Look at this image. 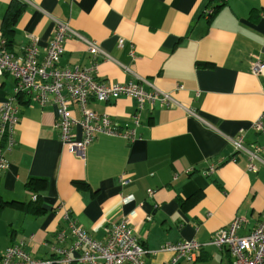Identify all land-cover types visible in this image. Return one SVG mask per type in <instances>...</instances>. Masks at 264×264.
<instances>
[{
  "label": "crops",
  "instance_id": "0c3cea01",
  "mask_svg": "<svg viewBox=\"0 0 264 264\" xmlns=\"http://www.w3.org/2000/svg\"><path fill=\"white\" fill-rule=\"evenodd\" d=\"M10 1L0 0V25ZM20 1L25 8L14 26L11 52L22 53L36 36L41 61L57 20L108 55L93 58L83 42L66 37L61 67H89L95 60L97 79L126 83L142 77L181 106L146 104L135 141L98 134L81 159L59 138L52 96L43 108L22 100L15 143L4 153L0 195L27 201L26 180L45 178L44 211L5 208L0 254L19 242L32 258L52 259L65 209L96 240L104 238L108 222L126 218L146 251L145 264H171L172 253L161 249L165 243L208 242L236 216L246 220L239 234L258 224L264 213V149L251 169L232 140L241 136L244 146L264 147V133L252 127L255 120L264 123V67L261 73L252 69L256 61L264 66V0ZM14 90V77L1 75L0 104ZM136 106L129 97L88 104L120 125L132 124ZM68 110L78 115L76 105ZM74 133L80 136L77 127ZM210 165L215 169L207 174ZM122 173L128 184L119 182ZM176 264H231V257L225 248L205 245L191 262L181 258Z\"/></svg>",
  "mask_w": 264,
  "mask_h": 264
},
{
  "label": "built area",
  "instance_id": "2783aa9c",
  "mask_svg": "<svg viewBox=\"0 0 264 264\" xmlns=\"http://www.w3.org/2000/svg\"><path fill=\"white\" fill-rule=\"evenodd\" d=\"M55 26L41 61L38 60L36 36L29 37L22 53H13L6 48L5 38L0 31V76L8 73L15 79L14 95L0 104V172L5 168V151L10 150L15 143L14 134L19 122L22 100H33L43 108L52 96V101L58 106L55 127L59 138L71 153L81 159L85 156L87 146L98 134L121 137L127 142L135 141L141 110L146 104L159 102L163 105L181 106L170 93L142 77L138 81L126 83H110L97 79L95 60L91 61L89 67H61L59 63L66 37H74L83 42L93 58L96 55L108 58V55L94 41L75 32L68 24L55 20ZM119 45H122V39L119 40ZM252 67L254 73H261L264 66L260 61H256ZM143 84L151 88L146 90ZM182 88L181 85L177 86L178 90ZM119 97H129L137 101L136 111L131 115V125H120L107 114L97 113L88 107L90 101L104 102ZM69 105L77 106V116L68 110ZM189 112L194 115L192 111ZM76 127L80 131L78 138L74 133ZM252 127L257 132L264 133V123L260 120H255ZM232 141L235 148L249 158V168L256 169L255 161L259 159L258 153L264 147L244 146L241 136ZM214 169L215 165H210L205 173L213 172ZM123 174L119 176L121 185L130 181L125 179ZM148 193H151V190H148ZM31 198L35 199V195ZM130 199L131 196L125 198V201ZM62 217L64 225L55 234L52 259L36 260L25 251L23 244L18 242L11 243L4 249L0 254V264H72L75 260L80 264H145L143 256L146 251L133 234L126 218L108 222L104 226V238L96 240L77 224L70 210L65 209ZM245 221L241 216L234 217L226 226L216 230L208 242H167L161 249L172 253L171 264H176L181 258L191 262L197 251L205 245L227 249L231 264H264V213L253 229L246 234H239L238 230ZM75 253L77 257L73 258L72 254Z\"/></svg>",
  "mask_w": 264,
  "mask_h": 264
},
{
  "label": "trees",
  "instance_id": "16d2710c",
  "mask_svg": "<svg viewBox=\"0 0 264 264\" xmlns=\"http://www.w3.org/2000/svg\"><path fill=\"white\" fill-rule=\"evenodd\" d=\"M219 6L220 5L215 6L211 11L215 12L214 10H217ZM24 8V4L20 0H11L2 18L0 30L5 38V46L9 50H11L14 43V26ZM76 184L79 187L86 188L83 182L77 181ZM24 187L31 194V197L35 195V199L30 197L27 201L6 200L0 195V215L5 208H13L28 214H37L44 211L42 208V197L43 192L47 188V180L41 177H29Z\"/></svg>",
  "mask_w": 264,
  "mask_h": 264
}]
</instances>
